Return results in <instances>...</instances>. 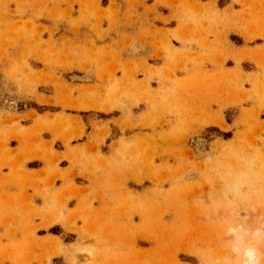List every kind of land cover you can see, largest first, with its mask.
Here are the masks:
<instances>
[{
    "label": "rangeland",
    "instance_id": "rangeland-1",
    "mask_svg": "<svg viewBox=\"0 0 264 264\" xmlns=\"http://www.w3.org/2000/svg\"><path fill=\"white\" fill-rule=\"evenodd\" d=\"M144 19L160 66L129 59ZM0 44L46 166L0 264H217L228 224L264 221V0H0Z\"/></svg>",
    "mask_w": 264,
    "mask_h": 264
},
{
    "label": "crops",
    "instance_id": "crops-1",
    "mask_svg": "<svg viewBox=\"0 0 264 264\" xmlns=\"http://www.w3.org/2000/svg\"><path fill=\"white\" fill-rule=\"evenodd\" d=\"M148 4L149 6L154 5L153 2ZM155 10L161 13L163 16L170 15L168 12H165V10L160 6L156 7ZM149 20L151 19L149 18ZM142 23L143 25L140 23H136V27H134V30L132 31V35L137 40L136 45L138 50L136 49L135 51H132V54L129 55V59L134 60L137 63H143L145 61L144 59H146L149 65L160 66L162 65L161 61H150L152 56L157 52V49L154 48L152 44H147V37L145 36L147 34L143 35L142 32V29H144V27L147 28V26H144V24H146L145 19ZM158 28L163 27H161V24H158ZM6 30H8L7 23L3 27L2 33H4ZM151 33L153 34L154 31H151ZM175 47L181 48V46ZM5 48L6 46H2L0 44V235H4L7 231L11 230L9 225L7 226L8 217H10L12 213V206L10 201H18L22 207V199L24 198H33L34 201L41 200L42 197L38 196V193L42 192L43 190L41 186L42 182L39 180V178L44 172L43 169L46 167L41 163L39 159L32 157L36 154V151L32 148L35 144L36 139L35 137L30 135L31 133H34L40 126H42L43 121L38 120L37 117L31 115L30 110L23 112H12L11 114H8V111L4 110L2 107L1 96L3 94V87L6 83L3 72L7 70L9 66L6 58L3 56V51L5 50ZM50 69L51 68H49V70ZM90 81L91 83H93L90 85H95L97 83V80L93 77L90 78ZM84 111H87L88 115H84L83 117L97 115V113L94 114L89 110ZM55 114H62V112H36V116L42 117L43 115H50L53 117ZM66 115L70 116V120H78L79 122L86 125V123H84L85 120L82 116L70 113H66ZM93 119L95 120L93 121L91 119L92 123L95 121H101L99 126H104L107 121L106 118H103L102 115H99ZM92 123H89L88 126H92ZM109 128L112 130L111 124H109ZM89 133L90 128H88L87 130V135ZM86 143L87 140H83L82 142L78 141L72 146L84 147ZM37 185H39L40 188L39 190L35 191ZM59 186L60 184L56 182L55 187L58 188ZM39 205L42 204L39 203ZM20 215L22 216V210L20 212ZM50 221H47L45 226H43L44 223L41 220H36L34 224L38 227V230H49L54 226H57V224H51ZM15 222V224H20V218H16ZM46 226L48 227L46 228ZM1 242L2 244L0 245V259L4 258L5 256L2 248L7 245V241L5 239H2Z\"/></svg>",
    "mask_w": 264,
    "mask_h": 264
},
{
    "label": "clouds",
    "instance_id": "clouds-1",
    "mask_svg": "<svg viewBox=\"0 0 264 264\" xmlns=\"http://www.w3.org/2000/svg\"><path fill=\"white\" fill-rule=\"evenodd\" d=\"M227 254L217 260V264H264V251L259 245L264 243V221L255 225L240 222L227 225L225 232Z\"/></svg>",
    "mask_w": 264,
    "mask_h": 264
}]
</instances>
